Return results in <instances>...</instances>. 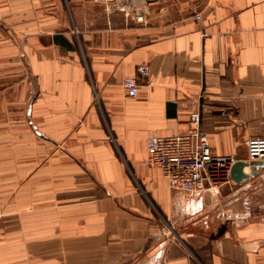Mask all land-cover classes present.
<instances>
[{
    "label": "crops",
    "instance_id": "crops-1",
    "mask_svg": "<svg viewBox=\"0 0 264 264\" xmlns=\"http://www.w3.org/2000/svg\"><path fill=\"white\" fill-rule=\"evenodd\" d=\"M66 1L37 0L9 54L0 9V264H264V167L212 198L146 161L196 109L218 156L264 138V0H161L142 24L80 29Z\"/></svg>",
    "mask_w": 264,
    "mask_h": 264
},
{
    "label": "built area",
    "instance_id": "built-area-1",
    "mask_svg": "<svg viewBox=\"0 0 264 264\" xmlns=\"http://www.w3.org/2000/svg\"><path fill=\"white\" fill-rule=\"evenodd\" d=\"M137 71L143 78L149 76L147 66H140ZM122 87L129 98H136L139 93L140 86L134 78H124ZM189 115V131L177 135H152L147 139V164L160 169L170 190L218 197L223 187L233 183L230 170L236 159L216 155L208 135L201 128L199 111L196 109ZM246 158L249 163H264V138L247 141Z\"/></svg>",
    "mask_w": 264,
    "mask_h": 264
},
{
    "label": "rangeland",
    "instance_id": "rangeland-1",
    "mask_svg": "<svg viewBox=\"0 0 264 264\" xmlns=\"http://www.w3.org/2000/svg\"><path fill=\"white\" fill-rule=\"evenodd\" d=\"M160 2L161 0H153L149 2H147V0H80L76 3L83 7V10H81L82 14L80 15L81 18H75L73 16L69 0L65 2V5L69 9L68 12H70L71 15L70 23L73 24L74 27L80 29L84 27V24L88 27L90 25L98 26L103 24L104 18L113 20L114 23H116V26L142 24L145 22L146 16L150 15V12L148 13L147 11V6L154 3L156 5ZM0 9L5 12L7 11L9 15V22L7 23L9 25L8 29L11 30V33L6 38V44L8 45V51H6V54H9L11 49L15 48L16 45L19 52L21 46L18 45L20 37H18L17 34L19 35V32L21 31L23 35H26L38 29L37 0H0ZM84 14L85 16L83 17ZM0 24L3 25L2 17L0 18ZM4 25H6V21ZM23 39L25 40V37H23ZM7 62V59L3 57L0 58V65H4ZM1 67L4 69L6 66ZM141 78L143 77L141 76ZM0 206L2 209V216L0 217L1 221L5 212L1 199Z\"/></svg>",
    "mask_w": 264,
    "mask_h": 264
},
{
    "label": "water",
    "instance_id": "water-1",
    "mask_svg": "<svg viewBox=\"0 0 264 264\" xmlns=\"http://www.w3.org/2000/svg\"><path fill=\"white\" fill-rule=\"evenodd\" d=\"M236 162L233 164L230 173L234 183H243L247 178L254 176L258 173L260 168L264 167V163H249L245 159L236 158ZM245 167L249 168V172L245 173L243 170Z\"/></svg>",
    "mask_w": 264,
    "mask_h": 264
}]
</instances>
